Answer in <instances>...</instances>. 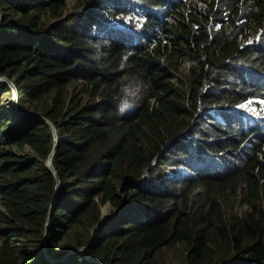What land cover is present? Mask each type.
Here are the masks:
<instances>
[{
    "label": "trees",
    "instance_id": "trees-1",
    "mask_svg": "<svg viewBox=\"0 0 264 264\" xmlns=\"http://www.w3.org/2000/svg\"><path fill=\"white\" fill-rule=\"evenodd\" d=\"M77 1L0 0V73L58 134L0 102V264L264 262V127L232 109L264 97V0ZM120 13L125 43L103 30ZM186 54L199 65L177 86ZM107 202L121 210L99 225ZM45 238L52 256L93 258L51 263Z\"/></svg>",
    "mask_w": 264,
    "mask_h": 264
},
{
    "label": "clouds",
    "instance_id": "clouds-1",
    "mask_svg": "<svg viewBox=\"0 0 264 264\" xmlns=\"http://www.w3.org/2000/svg\"><path fill=\"white\" fill-rule=\"evenodd\" d=\"M98 1L100 3H103V0H98ZM193 1L196 4L200 5L202 8L206 6V4L201 2L200 0H193ZM165 2L169 5H172L173 2H176V0H166ZM142 18H144V17H142ZM169 19L172 20V18H169ZM144 21H145V18H144ZM103 24L106 27L103 30L110 32L112 36L119 35V34L124 36L123 39L118 38L119 42H121V43H123L122 40L125 43L127 39L133 37L132 33L136 32V30H134L135 28H134V24H132V20L130 19V17L127 16V14H124V13H120L116 19L105 21V22H103ZM140 24H142V22H140ZM221 24H222L221 21L217 22L215 24L216 28H219L221 26ZM201 25H202V21H201V23L197 24L198 27ZM141 26L142 25H140V27ZM2 27H3V21H2V13L0 11V29ZM110 33H109V35H110ZM262 33H263V29L257 28L256 30H254V32L251 34V36L249 38H244L242 41L246 45H250L254 41L258 42L260 40ZM160 38L165 40L164 34H161L158 38H155L154 43L157 44L158 41L160 40ZM184 63H187L189 66L187 69V72L185 74L182 71V66ZM198 65H199V58L198 57L192 56L190 54L184 55L182 57V59L180 60L177 69L174 70L173 75L170 77V80L177 86L184 85L186 79L192 74L193 69L196 68ZM2 84H7L11 87L10 91H4V92H2V95L0 96V102L4 107V110H16L17 112H19L22 115H35V116H38L41 119L45 120L46 122L50 123V125L53 129V132L55 134V146H57L58 145V134H57V129L54 126V123L50 119L46 118L44 115H41V114L35 113V112H29V111L22 110L21 108H19V106H18L19 91H18L17 85L15 84V82L10 77L0 73V85H2ZM203 89L205 91H207L209 89V87L206 83L204 84ZM8 97H10L11 103L14 104V106L16 108H14V106H13L11 109H9V107L5 106V101H6V98H8ZM200 104H201V101H200ZM126 107H127V105H125V104H122L119 106V113L121 115L125 114ZM262 108L264 109V97H247L244 100L240 101L232 109H233L234 115L236 117L244 118L246 120V122H248V124H251L254 127L260 128V127H264L263 123L261 122L262 115H264L261 111ZM207 112L210 113V115L215 116L217 118L220 117L219 112L214 108L208 109ZM197 115H198V112H197ZM249 117H252V122H251V120H249ZM189 134H191V133L189 132ZM54 153H55V150H53L52 154L49 155L48 160H47V166L57 176V180H58L57 187H56V194H57L61 190V181H60V178L58 177L57 171H56L54 164L52 162V156L54 155ZM258 154L260 156V159L262 161H264V144H263L261 150L258 151ZM220 155H221V159L223 161H228L227 158H225L222 153H220ZM153 165L155 166L156 162H154ZM238 168H239V165L238 166L236 165V167H234V170L231 173H234ZM168 170H169V173L167 174L168 177H173L175 175H178V174H181L184 172V169L182 167H172L171 169H168ZM175 170H177V171H175ZM180 178L182 181L187 180L186 177H183V176H180ZM56 194H55V197H56ZM106 204H109L111 206V204L109 202H107ZM106 204H104V205H106ZM0 208L3 209L2 207H0ZM120 210H121V207L117 208L113 213H111V210H110L109 213L105 214L104 208H102V217H101L99 225H101L105 221L111 219L114 215L118 214L120 212ZM1 235H2L3 239L6 238L5 232L3 230H1ZM47 240H48L47 238L44 239V242H45L44 247H46V251H48ZM86 247L87 246H83L81 248H77V247L71 248L61 256H52L48 252V254H46V258L51 263H54V262H57V261L64 259L67 253L76 252V251L81 252L83 254V256L86 258H93L90 254L87 253ZM97 261L101 264H108L105 261H100V260H97ZM227 263H228V261H223L219 264H227ZM258 264H264V262H261Z\"/></svg>",
    "mask_w": 264,
    "mask_h": 264
},
{
    "label": "rangeland",
    "instance_id": "rangeland-1",
    "mask_svg": "<svg viewBox=\"0 0 264 264\" xmlns=\"http://www.w3.org/2000/svg\"><path fill=\"white\" fill-rule=\"evenodd\" d=\"M78 5H79V3H78L77 0H69V9H70V11L77 10L78 9V7H77ZM188 67L189 66H188L187 63H184L183 64L182 71H183L184 74L187 72ZM5 106L6 107H9V109H11L14 106V104H12L11 101H10V97L6 98ZM14 108H16V107L14 106ZM175 171H177V170H175ZM103 208H104V213L107 214V213L110 212V210H111L112 207L109 204H106V205L103 206ZM44 249L46 251V247H44ZM46 254H48V251H46L44 253V255H46Z\"/></svg>",
    "mask_w": 264,
    "mask_h": 264
}]
</instances>
